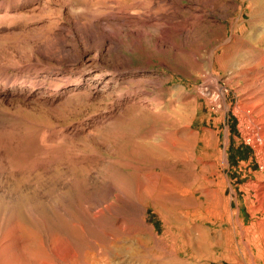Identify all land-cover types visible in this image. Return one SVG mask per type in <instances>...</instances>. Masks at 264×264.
I'll return each instance as SVG.
<instances>
[{
    "label": "rangeland",
    "instance_id": "rangeland-1",
    "mask_svg": "<svg viewBox=\"0 0 264 264\" xmlns=\"http://www.w3.org/2000/svg\"><path fill=\"white\" fill-rule=\"evenodd\" d=\"M42 1L45 4L46 0ZM117 1L118 4L109 1V5L117 8L128 2ZM255 1L134 0L133 12H137L141 19L152 13L163 16V20L174 19L168 25H160L163 34L158 27L146 26L148 34L141 45L132 46V51L126 52L131 58V64L127 66L130 69L121 67L113 74L118 79V91H127L125 95L117 98V92H113L101 97L91 90L88 102L71 112L58 111L52 106L46 111L48 108L42 105L31 104L25 110H13H22L20 114L26 119L14 120L10 118L11 114H0V146H10V140L18 139L21 146H31L33 155L39 150L36 135L42 131L50 134V144L61 142L64 138L65 145L74 146L75 150L82 149L81 146H105L107 149L112 146L118 152H122L123 146L148 149V146L160 144L164 133L170 131L191 140L195 152V176L181 180V171L189 167L181 161L175 162L176 178L180 182L175 188L177 193H167L162 200H156L152 195V199L143 201V224L128 222L125 233L116 230L118 224L109 225L113 213L105 211L100 218L94 219V213L102 210L100 206L94 213H84L74 209L71 200L63 199L65 202L62 204L71 209L64 211L53 207L49 214L50 235L52 239H67V246L72 250L62 261L53 259L56 264H233V259L240 264H252L251 252H255L256 247L251 246V251L247 249L246 241H250L252 236L244 231L253 234L264 229V201L260 200L264 196V190L260 191L264 187V171L256 164L253 149L243 143L247 133L259 131L264 134V45L257 44L256 29L254 31L249 26L251 7ZM100 2L106 0H94L97 6ZM19 13L20 17L15 19ZM7 17L10 19L0 20V36L12 31L20 32V24H24L25 30H28L47 19H56L57 15L48 9L42 14H29L27 9L18 13L10 10ZM61 18L59 23L67 24L66 16ZM43 32L37 30L36 34ZM158 38L166 44L160 45ZM36 44L37 47L41 46V42ZM73 44L70 39L67 49ZM126 47L130 48V45ZM85 49L78 44L74 55H81ZM17 50L21 55L29 48L22 45ZM103 52L93 63L90 61L95 52L86 53L83 62L75 58H66L61 63L45 61L48 65L31 70L30 76L36 77L35 80L40 83V89L36 90L37 97L45 98L49 93H53L54 99L63 97L70 89L64 88L68 84L75 91L83 92L84 85L75 81L83 74L112 73L116 69L114 58L108 61L107 54ZM130 76L142 80L139 85L146 92L143 96L146 110L151 109L166 117L164 123L155 127L152 121L124 122L125 118L115 116L109 121L114 124V137L108 136L111 132L104 128L100 139L87 141V132L92 130L95 123L113 116L124 98L137 91V83L129 86L122 84V80ZM13 94L16 95L15 92ZM133 108L129 109L130 112ZM172 119L175 124L170 122ZM31 120L34 124H30ZM39 120H46L49 125H40L37 123ZM11 123L16 126L11 128ZM60 135L63 137L58 139ZM66 157L65 154L63 158L66 160ZM64 159L51 161L53 163L43 178L49 181L44 187L52 199L61 191L60 186L57 189L53 185L55 178L68 180L73 175H80L66 166ZM215 162L219 164L213 168ZM106 166V162L98 164L86 179L92 180L97 176V171ZM155 171L159 172L160 168H155ZM127 172H131V169ZM37 174L40 173L16 176L14 185L8 186V190L17 187V202L35 199ZM200 177L210 181L206 189ZM26 178L32 181L31 185L23 184ZM234 184L243 185L242 188L246 190L242 191L245 208L242 199H236V188L240 187L235 188ZM62 191L65 192V189ZM93 193L103 197L108 191L99 188L82 191L78 197L82 196L83 199L78 201L84 204L101 199H95ZM205 211L206 214L203 213ZM97 225H102L114 240L98 231ZM201 233L206 235L197 238ZM261 238L263 241L264 237ZM263 259L264 252L257 264H264Z\"/></svg>",
    "mask_w": 264,
    "mask_h": 264
},
{
    "label": "bare ground",
    "instance_id": "bare-ground-1",
    "mask_svg": "<svg viewBox=\"0 0 264 264\" xmlns=\"http://www.w3.org/2000/svg\"><path fill=\"white\" fill-rule=\"evenodd\" d=\"M109 1L118 4L117 0H106V2H100L98 6L94 4V0H46L45 4L42 0L0 1V18L4 17L0 19L2 21L10 19L7 17L10 10L18 13L29 9V14L34 12L42 14L48 9L57 15L56 19H47L28 30H25L24 24H20V32L12 31L5 36H0V114H11L10 118L14 120L26 119L27 117L20 114L22 110H17V112H13V110L17 108L25 110L31 104L42 105L41 107L48 108L46 111L50 110L52 106L58 111L71 112L88 102L91 90L101 97L111 95L113 92H117L115 94L117 98L125 95L127 91H118L120 88L117 85L118 79L113 74L121 67L130 69L127 66L131 64V58L126 52H131L132 46L141 45L142 39L148 34L146 26L151 25L161 30L160 25H168L174 18L171 17L169 21L163 20V16L152 13V15L144 16L145 18L141 19L137 12H133L135 11L132 8L134 6L132 1L134 0H127L126 5L117 8L109 5ZM251 8L249 26L253 27L254 31L256 29L257 44L264 45V0L255 1ZM63 15L66 16L69 23H59ZM19 17L20 13L14 18ZM37 30H44V32L36 34ZM179 31L182 32V30ZM161 32V34L164 33L163 30ZM134 36L136 37L133 39ZM161 37L164 39L163 35ZM69 38L74 44L67 49L70 42ZM160 39L158 38L160 45L164 46L166 42ZM36 42H41V46L37 47ZM78 44L83 45L86 49L81 55L75 56ZM22 45L28 47L29 50L20 55L17 49ZM127 45H130V48L126 47ZM103 51L107 54L108 61L114 58V68L116 69H113L112 73L109 75H106L105 72L83 74L75 80L84 85L83 92L75 91V88L68 84L64 88L70 87V89L66 90L67 93L63 97L54 99L53 93H49L45 98L37 97L36 90L40 89V83L35 80L36 77L30 76L31 70L48 65L45 61L61 63L66 58H75L81 59L83 62L86 53L88 55L95 52L90 61L93 63L98 56L104 53ZM112 52L114 53L113 56L110 55ZM22 63L24 64L21 66ZM141 82L142 80L131 76L122 80V84L128 86L137 83V91L134 90L133 95L125 96L126 98L118 105L113 116L103 118L104 120L102 119L99 124L95 123L92 130L87 132V141L100 139L104 128H108L107 130L111 132L108 136L114 137V124L109 121L115 116L120 117V119L125 118L124 122H131L132 120L152 121L155 127L164 123L166 117L151 111V109L146 110L147 105H145L143 97L146 92L140 89L139 84ZM13 91L16 95L13 94ZM29 94H32L33 98ZM131 107H134L132 112L129 110ZM170 122L175 124L174 119ZM37 123L49 125L46 120H39ZM107 123L109 124L107 125ZM11 124V128L16 126L15 123ZM30 124H34L32 120ZM177 134L176 131L164 133L160 144L148 146V149L143 148V146H123L122 152L113 150L112 146H108L111 149H107L105 146H81L82 149L75 150L74 146L65 145L64 138L61 139V142L50 144L48 131H42L36 135L35 139L39 143V150L34 155L31 146H21L18 139L10 140V146H0V264H56L55 261H62L66 255L72 252L67 246V239L60 237L52 239L49 232L51 209L53 207L64 211L71 209L62 204L65 202L63 199L71 200L73 208L84 213H94L93 211L96 210L97 206L102 207L101 211L94 213V219L98 216L100 218L105 211L113 213L114 217H111L109 225L118 224L116 230L122 233L127 230L128 222L143 224V201L152 199V195H155L156 200H162L167 193H177L175 188L180 182L176 178L178 173L175 171V162L181 161L189 167V169L181 171V180L184 181L190 176H195V168L193 167L195 152L191 140L186 136L178 137ZM61 137L63 136L60 135L58 139ZM28 141L32 142L30 139ZM65 154L68 156L66 160L63 158ZM63 159L66 166L68 165L73 171L79 172L80 175H73L68 180L55 178L53 185L57 189L60 186L61 191L52 199L50 192L44 187L45 183L48 184L49 181L43 178L47 174L50 164L53 163L51 161ZM102 162L107 163V166L103 168L106 170H98L95 178L87 180L86 177L88 178L92 169ZM60 163L63 164V162ZM218 164L217 162L213 163V168L217 167ZM157 167L160 168L159 172L155 171ZM129 169L131 172H127ZM262 170L264 171V166ZM34 172L40 173L37 174L38 177L34 182L37 189V194L34 195L35 199L17 202V187L8 190V186L14 185L13 180L16 176ZM199 179H202V186L206 189L210 181L202 177ZM23 184L31 185L32 181L26 178ZM97 188L105 189L108 194L100 197L93 193L96 196L95 199L97 197L101 199L92 203L88 201L83 204L81 200L78 201V199H83L82 196L81 198L78 197L82 191H94ZM62 189H65V192ZM261 190H264V187ZM263 197L260 200L264 201ZM110 198L113 199L110 200ZM203 213L206 214V211ZM229 226L231 227V225ZM96 228L114 240L112 234L106 233L107 231L102 225H97ZM244 232L252 236L250 241H246V245L248 250L251 246L256 247L255 252H251V258L252 264H257L264 252V239L261 240V237H264V229L255 231L256 233L253 234L247 230ZM202 234L206 235V233H201L197 235V238H202ZM231 261L233 264H240L236 259ZM231 261L230 263H232Z\"/></svg>",
    "mask_w": 264,
    "mask_h": 264
},
{
    "label": "built area",
    "instance_id": "built-area-1",
    "mask_svg": "<svg viewBox=\"0 0 264 264\" xmlns=\"http://www.w3.org/2000/svg\"><path fill=\"white\" fill-rule=\"evenodd\" d=\"M243 143L253 149L256 164L262 170L264 166V152L262 151L264 147V134L259 131L247 133L243 137Z\"/></svg>",
    "mask_w": 264,
    "mask_h": 264
},
{
    "label": "crops",
    "instance_id": "crops-1",
    "mask_svg": "<svg viewBox=\"0 0 264 264\" xmlns=\"http://www.w3.org/2000/svg\"><path fill=\"white\" fill-rule=\"evenodd\" d=\"M235 140H234V137H233V139H232V146H234L235 144H233V142H234ZM239 165V164H238ZM250 184V183H249ZM248 184V185H249ZM234 186H235V188L236 187H240V188H236L237 189V191H236V199H238L239 197L242 199V201H243V203H244V208H245V197H244V195H243V192L242 191H246L244 188H242V186L243 185H239V184H234ZM244 186H246V185H244ZM242 192V193H241Z\"/></svg>",
    "mask_w": 264,
    "mask_h": 264
}]
</instances>
